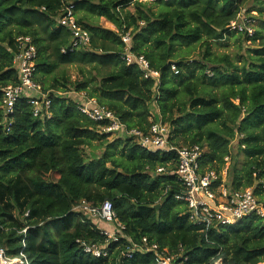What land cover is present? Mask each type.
Returning a JSON list of instances; mask_svg holds the SVG:
<instances>
[{
  "label": "trees",
  "instance_id": "16d2710c",
  "mask_svg": "<svg viewBox=\"0 0 264 264\" xmlns=\"http://www.w3.org/2000/svg\"><path fill=\"white\" fill-rule=\"evenodd\" d=\"M70 1L77 24L90 35L85 46L73 47L72 31L58 24L62 0H0V249L25 264H153L149 253L123 258L125 239L111 241L113 253L106 258L79 246L80 238L106 243L109 237L100 227L113 225L98 226L74 206L81 200L98 206L108 200L125 235L135 242L147 237L170 253L182 248L185 264L264 262V218L250 215L208 230L190 221L187 205L176 198L185 191L172 174L177 152H151L122 135L107 141L110 135L80 113L76 95L69 93L86 92L128 129L147 131L157 108L170 127L172 146L200 145L202 171L220 173L229 156L227 186L253 188L260 195L264 35L247 36L228 25L242 8L264 13V0ZM101 17L114 29L97 23ZM124 32L131 34L132 52L160 72L159 82L145 79L137 65L122 59ZM21 35L30 36L36 48L34 79L52 102L48 119L34 117L25 98L9 115L2 108L3 89L19 81L14 56ZM226 37L240 47L245 41L256 44L247 49L253 54L235 61L216 53L214 46ZM196 48H201L199 58H190ZM70 66L77 67L79 79L67 72ZM94 141L106 143L105 149L99 158H87L83 148ZM119 145L123 149L117 155ZM238 153L244 157L241 168L235 164ZM160 167L167 171L158 172Z\"/></svg>",
  "mask_w": 264,
  "mask_h": 264
},
{
  "label": "built area",
  "instance_id": "2783aa9c",
  "mask_svg": "<svg viewBox=\"0 0 264 264\" xmlns=\"http://www.w3.org/2000/svg\"><path fill=\"white\" fill-rule=\"evenodd\" d=\"M239 16V20L230 22L229 29L253 36L256 33L257 20L255 15L247 13L246 9ZM59 25L68 27L73 34V47L89 44L90 35L77 24L75 15V3L70 0H62V7L56 17ZM130 32H124L122 40L125 48L122 59L128 65H137L145 79H153L159 82L160 72L151 67L144 55H138L131 50ZM17 50L14 62L19 71V81L3 89L2 108L5 115L13 113L15 105L21 98L33 107V116L40 119H48L52 116L51 100L48 93H44L34 77L36 72L35 58L36 48L30 36L21 35L17 38ZM176 70V65H172ZM209 75L210 69L206 71ZM73 95V93L70 91ZM77 97V109L99 124V129L110 136L122 135L135 139L137 144L148 151L175 150L178 155V166L172 174H175L183 183L185 191L176 198L183 200L187 205L189 220L194 223L204 224L208 230L218 225H233L247 216L255 215L264 218V200L254 192L253 188L233 190L227 186V178L230 167L229 156L225 157V166L217 173L215 170H201L200 160L204 149L200 145L174 147L169 142L170 127L160 118L159 111L155 108L149 117L150 126L147 131L128 129L120 121L118 116L106 105L100 104L95 98L88 97L84 92L75 93ZM157 109V110H156ZM156 110V111H155ZM240 136H243L242 134ZM166 168H158V172H166ZM256 175V173H254ZM221 180L219 183L218 181ZM74 212L84 214L87 218L101 220L113 229L100 227L102 232L108 235L106 243L98 244L84 238L77 239L79 246L85 253L95 258L109 257L111 241L119 242L125 239V248L121 256L133 259L136 253H149L153 264H185L187 257L180 248L178 253H170L161 249L160 245L143 237L140 242H135L130 236L125 235V225L119 221L111 201L106 200L101 205H93L81 200L73 208ZM26 231V229L24 230ZM0 264H25L22 257H8L3 248L0 249ZM214 264H224L218 259Z\"/></svg>",
  "mask_w": 264,
  "mask_h": 264
},
{
  "label": "rangeland",
  "instance_id": "374dc122",
  "mask_svg": "<svg viewBox=\"0 0 264 264\" xmlns=\"http://www.w3.org/2000/svg\"><path fill=\"white\" fill-rule=\"evenodd\" d=\"M243 9L244 8H242L240 13L237 15L238 18L236 20H239V16L241 14H243L242 13V12H244ZM247 13L251 14V15H255V18L257 20L256 31H261V33L264 35V13L260 14L257 10H250ZM96 21H97V23L101 24L103 27L114 29V25L111 22L107 21L104 17H101V18L97 19ZM229 25H228V27H229ZM258 42H259V40L256 43L258 44ZM250 43H251L250 41H245V42L241 43L242 47H240V43H238L233 37H226L223 39L222 45H215L214 46V50L218 54H224V53L229 54L233 60L237 61V60H241L240 55L253 54L252 52L248 53L247 49H249L248 47H256V44L253 45ZM200 49L201 48L194 49L190 53L189 57L190 58H199ZM67 72L71 75L73 80L79 79L78 78L79 73H78V69L76 66L67 67ZM210 75H214V73L212 72V73H210ZM82 92H84V91H82ZM75 93H78V92H74L73 93L74 96L76 95ZM84 93L87 94L86 92H84ZM98 130L100 131L99 128H98ZM101 133H103V132H101ZM115 138H116V135L110 136V137H108L107 141H113ZM134 141L137 142L135 139H134ZM105 145H106V143H104L102 141L101 142L100 141H94L92 147L86 146L83 148V153L87 158H90V157L99 158V156L101 155V153L105 149ZM121 149H123V148L120 145L115 148L117 155H119ZM238 154L239 155L237 156L235 164L238 168H241L242 161L244 160V157H243L242 153H238ZM232 167H233V165H232ZM227 179H230V173H229ZM259 197H261V199L263 197V199H264V192H262L259 195Z\"/></svg>",
  "mask_w": 264,
  "mask_h": 264
},
{
  "label": "crops",
  "instance_id": "0c3cea01",
  "mask_svg": "<svg viewBox=\"0 0 264 264\" xmlns=\"http://www.w3.org/2000/svg\"><path fill=\"white\" fill-rule=\"evenodd\" d=\"M94 222H98V226L101 225V226H106L107 224H100V222L98 220H94ZM260 264H264V262L260 263Z\"/></svg>",
  "mask_w": 264,
  "mask_h": 264
},
{
  "label": "water",
  "instance_id": "95a60500",
  "mask_svg": "<svg viewBox=\"0 0 264 264\" xmlns=\"http://www.w3.org/2000/svg\"><path fill=\"white\" fill-rule=\"evenodd\" d=\"M107 224V223H104V225ZM108 225V224H107Z\"/></svg>",
  "mask_w": 264,
  "mask_h": 264
}]
</instances>
